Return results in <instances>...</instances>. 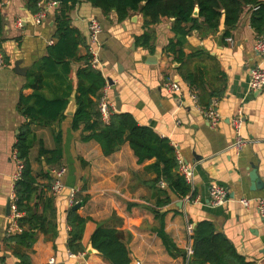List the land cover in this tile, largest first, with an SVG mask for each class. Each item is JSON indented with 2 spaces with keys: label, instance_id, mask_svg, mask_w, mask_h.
Instances as JSON below:
<instances>
[{
  "label": "crops",
  "instance_id": "1",
  "mask_svg": "<svg viewBox=\"0 0 264 264\" xmlns=\"http://www.w3.org/2000/svg\"><path fill=\"white\" fill-rule=\"evenodd\" d=\"M51 4L43 3L39 12L43 11L45 17L37 24L35 17L39 12L33 14L27 10L24 0H0L5 18L0 50L6 61V66H0V264L7 260L4 258L12 264L16 261L4 239L19 226L13 211L15 182L20 178L18 175L21 176L15 145L20 127L27 118L18 105L22 95L29 96L34 92L28 86L29 73L47 56L48 47L57 41L54 38L57 3ZM250 15L247 8L228 36L222 25L217 32L195 30L187 38L185 53L188 61L183 72L202 77L201 88L207 96L220 95L217 96V110L222 121L212 126L199 105L200 102L208 103L210 96L201 97V89L195 90L199 95L197 105L190 94L191 85L178 71L180 63L163 51L174 37L173 19L163 18L152 25L150 29L155 34L152 44L142 47L136 43V36L145 31L141 13H132L126 20L119 21L115 11L106 15L86 0L75 6L71 11L72 26L81 31L88 44V49L80 48L81 54L89 50L90 19L96 18L102 24L100 70L111 84L109 101L115 105L116 112L130 113L138 123L150 126L168 138L176 148L177 157L179 153L194 168L191 195L174 198L170 205L161 208V211H167L164 218L166 233L178 248L187 251L188 257L185 260L183 256L171 255L158 235L159 221L153 202L148 199L151 191L144 184L153 176L144 173V167L153 160L140 164L129 142L119 151L104 155L96 140H81V132L71 128L73 116L65 114L67 118L62 123V167L67 169L62 179L65 190L58 195L51 191L55 198L56 231L49 235L38 232L30 248L17 247L20 252L30 255L32 264H49L52 257L56 264H112L92 246L91 237L97 222L109 221L114 213L123 220L117 227L130 235L131 264H189L193 233L189 234L187 226L192 224L194 227L204 219L214 223L247 263L264 264V219L257 211L258 200L264 199V89L254 91L249 87L251 69L264 67V57L255 51L257 34L250 24ZM228 37L233 41L227 40ZM156 52L160 53L157 62L149 63ZM17 62L20 67L27 68L26 75L16 71ZM80 66H83L82 62H73L69 80L76 83V71ZM166 81L178 82L181 94L164 88ZM44 90L50 93L55 86L44 87ZM117 96L121 102L120 110H117ZM71 102L72 98L69 104ZM238 115L243 118L240 137L244 143L241 148L234 146L238 135L232 120ZM32 129L46 148L55 147L51 128L34 124ZM38 152L37 141L31 149L30 159L34 176L39 183L45 184V169ZM253 171L257 173L256 186L251 179ZM212 182L227 187L229 199L225 204H212L209 194ZM84 184L87 185L84 194L89 200L84 206L81 204L79 213L92 219L85 225L82 241L85 251L74 253L76 256L72 257L68 248L71 227L67 222V211L79 201L75 199L70 205L69 194L72 189L79 192ZM242 197L250 199L249 208L239 202ZM180 201L183 206L178 205ZM189 249H192L191 253Z\"/></svg>",
  "mask_w": 264,
  "mask_h": 264
},
{
  "label": "trees",
  "instance_id": "2",
  "mask_svg": "<svg viewBox=\"0 0 264 264\" xmlns=\"http://www.w3.org/2000/svg\"><path fill=\"white\" fill-rule=\"evenodd\" d=\"M93 7L100 8L106 15L115 11L119 21H124L132 13H141L144 17L145 31L136 36L138 46L148 47L155 37L152 25L163 18H171V29L174 37L170 39L163 51L180 63L178 71L192 89H201V97L207 96L202 90V77L193 72L184 73L183 67L188 61L185 53L187 38L193 31L203 29L217 32L223 25L225 36L237 27L242 14L250 10V24L257 37L264 36V0H86ZM27 10L36 14L43 9V3L55 2V32L57 40L48 47V54L29 73V84L34 92L29 96H21L19 111L27 118L20 127L15 145L17 158L21 163V176L15 182V204L22 214L18 218L21 231L10 232L5 236L7 249L12 250L16 261L13 264H32L28 253L17 250V247L30 248L37 239L38 232L46 235L56 231L55 198L51 194L55 181L54 170L64 165V132L62 123L66 120L65 110L69 104L73 89L76 90L77 109L71 119V128L81 132V140H96L103 154L108 156L119 151L129 142L138 158V162H153L144 167V173L153 175L144 181L151 191L148 198L153 202L155 217L159 221L156 227L167 250L173 256H183L187 260L188 253L177 247L173 239L165 231V215L161 208L172 203L174 198L190 196L192 185L178 171L179 164L176 148L171 141L159 135L152 127L138 123L130 113L114 112L108 121L103 119L99 102L104 94L107 80L102 71L93 67L92 54L88 50L80 53V48L88 44L81 31L72 26L71 11L81 0H24ZM198 10V15H195ZM5 26V18L0 9V35ZM1 43V42H0ZM73 62H82L76 71V83L69 80ZM55 86V90L47 93L44 87ZM197 86V88H196ZM52 90V89H51ZM215 93L212 95L214 96ZM211 98V95L207 97ZM215 98L220 95H215ZM199 97V95H198ZM214 98V97H213ZM200 105L208 107L212 99ZM200 101V100H199ZM37 124L49 127L55 142L53 149L46 148L42 139H37L32 126ZM39 143L38 158L44 165V177L47 183L41 184L33 174L30 152L35 143ZM84 184L76 193V201L84 206L88 195L84 194ZM91 217H84L79 209L70 207L67 211V222L71 229L68 237V248L73 253L85 251L83 235L86 223ZM123 220L113 214L109 221L97 222L92 234V246L112 264H131L129 233L117 227ZM192 249L189 264H249L237 252L234 245L220 233L214 223L204 219L194 226ZM9 260L8 258H4ZM11 261V260H9Z\"/></svg>",
  "mask_w": 264,
  "mask_h": 264
},
{
  "label": "built area",
  "instance_id": "3",
  "mask_svg": "<svg viewBox=\"0 0 264 264\" xmlns=\"http://www.w3.org/2000/svg\"><path fill=\"white\" fill-rule=\"evenodd\" d=\"M51 5H54L55 2H51ZM45 17V13L43 11L39 12L35 17V22L37 24L42 23L43 19ZM89 51L91 52L93 58L91 60L93 67L100 69L101 68V59L99 55V49L101 46V39L100 34L102 32V24L101 22L96 18H91L89 21ZM227 40L233 41L232 37H228ZM255 51L264 57V36L257 37V41L255 43ZM0 66H6V61L4 59V56L0 50ZM111 84L107 81V85L104 90V94L102 95L100 102H99V109L101 111V114L103 116V119L105 121H108L110 119V116L116 112V107L113 103L109 101V90L111 88ZM164 88H166L169 92L174 94H181V85L178 82L175 81H166L164 83ZM249 87L254 90H262L264 89V67L263 66H255L250 71V79H249ZM191 97L193 101L198 105V95L197 92L191 88L190 91ZM219 103L218 98H213L210 105L208 107H203L201 105V110L203 115L205 116L206 120L210 123L212 126L218 125L222 121V117L220 113L217 110V106ZM200 105V104H199ZM232 123L235 127V130L238 135L237 142L235 143V147L241 148L244 141L240 137V128L243 124V118L241 115H238L233 118ZM178 164H179V172L181 175H183L186 180L190 183H194V168L189 165L188 162L184 160L181 155L178 153ZM22 168V166H20ZM67 169L66 167H61L60 169L55 171V181L52 185V192L55 195L61 194L65 190V185L62 182L63 176L66 174ZM20 175V174H19ZM18 175V178L20 177ZM76 190L72 189L69 194L70 198V205H73L75 203V194ZM209 194L212 201V204L217 205H223L225 204L229 197H228V190L227 187H225L223 184L219 182H212L209 188ZM239 202L249 208L251 205V201L249 198L242 197L239 199ZM13 211H14V219H18L21 216V213L17 210V205L13 204ZM257 211L259 215L264 219V199H259L257 204ZM189 234L193 233V225L188 224L187 226ZM16 231H21V228L19 226L16 227ZM192 252V249H189V253ZM70 256L74 257L76 254L70 253ZM1 264H12L8 260H4ZM49 264H56L55 258L49 259Z\"/></svg>",
  "mask_w": 264,
  "mask_h": 264
},
{
  "label": "water",
  "instance_id": "4",
  "mask_svg": "<svg viewBox=\"0 0 264 264\" xmlns=\"http://www.w3.org/2000/svg\"><path fill=\"white\" fill-rule=\"evenodd\" d=\"M195 15H198V10H196ZM158 54H160V53L156 52L155 55H152L150 61H148V62L149 63H156ZM20 66H21L20 62H17L15 65L16 71L20 74L26 75L27 68H23ZM76 92L77 91L74 90L73 93L71 94L72 102L69 104L68 108L65 110L66 115L74 116L76 113V109H77ZM120 105H121V102H120L119 96H117V110H120ZM251 179L253 181V185L256 186L257 180H258L256 171H253V173L251 174ZM178 205L183 206V202L180 201V203H178ZM80 207H81V202H78L73 206L74 209H79Z\"/></svg>",
  "mask_w": 264,
  "mask_h": 264
}]
</instances>
